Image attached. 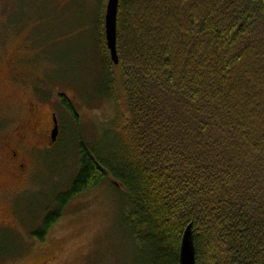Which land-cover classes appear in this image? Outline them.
Here are the masks:
<instances>
[{"label": "trees", "instance_id": "trees-1", "mask_svg": "<svg viewBox=\"0 0 264 264\" xmlns=\"http://www.w3.org/2000/svg\"><path fill=\"white\" fill-rule=\"evenodd\" d=\"M117 49L115 151L80 145L72 187L32 236L112 177L142 264H181L190 224L196 264H264V0H120Z\"/></svg>", "mask_w": 264, "mask_h": 264}, {"label": "rangeland", "instance_id": "rangeland-1", "mask_svg": "<svg viewBox=\"0 0 264 264\" xmlns=\"http://www.w3.org/2000/svg\"><path fill=\"white\" fill-rule=\"evenodd\" d=\"M107 3L0 4V192L7 190L0 196V264L144 263L122 220L126 189L112 177L71 200L45 241L32 236L59 195L72 187L81 168L80 145L98 148L105 158L115 151L118 107L126 113L125 83L106 46ZM18 51L35 96L25 84L9 81L8 63ZM62 94L73 101L77 117L63 106ZM31 101L39 109L35 114ZM52 114L59 120L54 143L49 131L42 138L34 134L36 120L50 127ZM20 131L32 138L23 180L11 171L8 149L18 145Z\"/></svg>", "mask_w": 264, "mask_h": 264}, {"label": "flooded vegetation", "instance_id": "flooded-vegetation-1", "mask_svg": "<svg viewBox=\"0 0 264 264\" xmlns=\"http://www.w3.org/2000/svg\"><path fill=\"white\" fill-rule=\"evenodd\" d=\"M1 3H3V0H0V4ZM23 49H24V45H23ZM23 61L24 58L20 53V51H18L15 57L12 58L11 61L8 63L9 81L15 84L16 83L25 84L26 87L30 88L31 94L35 96L36 87L32 85L31 82L27 79L29 75L25 73L21 67ZM31 102L32 104L30 105V113L35 114L38 112L39 109L35 101H31ZM54 115L56 114H52V124L50 127L46 125L45 120L43 118L40 117L36 120V126L34 127V134L36 136L42 138V136H46V133L49 131L51 141L53 142V130L55 128ZM18 139H19L18 145L11 146L8 149H9L10 160L12 161L11 171L15 173L18 180H23L29 172V158L27 156V151L29 147L32 146L31 143L32 138L28 132L22 134V132L20 131L18 133ZM6 191L7 190H3L2 192H0V196L7 193ZM4 198L6 199V195L4 196ZM5 199L3 201H5Z\"/></svg>", "mask_w": 264, "mask_h": 264}, {"label": "water", "instance_id": "water-1", "mask_svg": "<svg viewBox=\"0 0 264 264\" xmlns=\"http://www.w3.org/2000/svg\"><path fill=\"white\" fill-rule=\"evenodd\" d=\"M120 0H108L105 15V38L110 53V60L115 66L119 65L117 49L118 13ZM55 128L53 130V142H56L59 134V123L54 115ZM181 264H196V246L193 234V224H190L182 238L180 250Z\"/></svg>", "mask_w": 264, "mask_h": 264}]
</instances>
